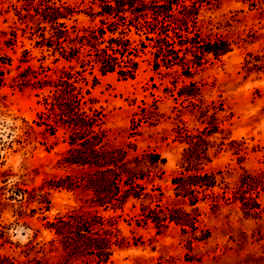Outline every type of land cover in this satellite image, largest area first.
<instances>
[{
  "label": "rangeland",
  "instance_id": "1",
  "mask_svg": "<svg viewBox=\"0 0 264 264\" xmlns=\"http://www.w3.org/2000/svg\"><path fill=\"white\" fill-rule=\"evenodd\" d=\"M19 4L0 0V163L9 173L67 148L62 131L50 136L51 122L40 117L38 80L53 85L58 66L45 59L38 23L21 18ZM202 12L229 51L198 88L170 86L181 70L143 63L133 79L105 74L90 90L106 125H123L140 99L156 100L157 109L152 126L119 132L137 133L136 187L114 205L94 193L76 201L106 231L114 225L106 264H264V0H218Z\"/></svg>",
  "mask_w": 264,
  "mask_h": 264
},
{
  "label": "trees",
  "instance_id": "2",
  "mask_svg": "<svg viewBox=\"0 0 264 264\" xmlns=\"http://www.w3.org/2000/svg\"><path fill=\"white\" fill-rule=\"evenodd\" d=\"M17 1V14L38 23L41 45L50 49L45 59L58 66L53 85L45 75L38 80L44 89L40 117L42 125L51 122L50 136L62 131L67 148L28 171L9 173L0 163V264H106L114 225L106 231L88 205L77 207L76 201L94 193L114 205L136 187L133 180L143 176L134 167L141 157L137 133L119 132L152 126L157 109L156 100L144 105L140 99L142 107L129 109L126 123L106 125L90 90L105 74L133 79L143 63L150 70H181L170 86L198 88L201 74L229 51L217 27L202 24V11L218 0ZM123 178L129 182L120 183ZM16 227L22 228L21 240Z\"/></svg>",
  "mask_w": 264,
  "mask_h": 264
}]
</instances>
